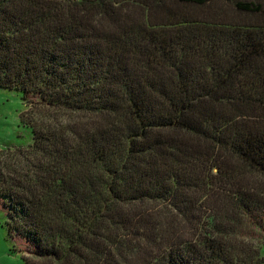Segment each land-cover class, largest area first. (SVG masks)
Here are the masks:
<instances>
[{"label":"trees","instance_id":"obj_1","mask_svg":"<svg viewBox=\"0 0 264 264\" xmlns=\"http://www.w3.org/2000/svg\"><path fill=\"white\" fill-rule=\"evenodd\" d=\"M214 1L0 0V87L33 134L0 151L25 264H264V2Z\"/></svg>","mask_w":264,"mask_h":264},{"label":"rangeland","instance_id":"obj_2","mask_svg":"<svg viewBox=\"0 0 264 264\" xmlns=\"http://www.w3.org/2000/svg\"><path fill=\"white\" fill-rule=\"evenodd\" d=\"M264 2V0H260ZM199 13H215L227 19H242V12H237L233 4L216 0L208 7L197 10ZM27 109L23 103L22 93L0 87V151L13 147H24L33 142L31 128L21 121L20 115ZM8 209L4 200L0 198V264H25L22 255H26L29 244L22 237L15 238L8 233L6 221ZM255 244L262 241L263 230L258 226H251L250 219L245 218L241 226Z\"/></svg>","mask_w":264,"mask_h":264}]
</instances>
